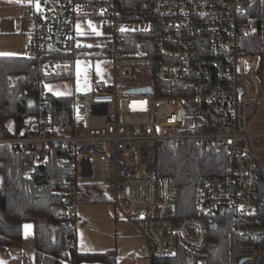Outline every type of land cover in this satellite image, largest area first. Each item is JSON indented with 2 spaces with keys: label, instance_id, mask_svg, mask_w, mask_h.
Returning a JSON list of instances; mask_svg holds the SVG:
<instances>
[{
  "label": "built area",
  "instance_id": "obj_1",
  "mask_svg": "<svg viewBox=\"0 0 264 264\" xmlns=\"http://www.w3.org/2000/svg\"><path fill=\"white\" fill-rule=\"evenodd\" d=\"M38 1L30 57L49 56V48H92L113 72L111 82L99 81L76 99L85 113L76 112L72 134L44 115L29 120L20 135L0 136V144L22 153L25 177L52 147H70L74 168L64 215L74 234L62 253L77 245L79 186L111 182L112 202L139 229L150 262L181 247L201 249L212 216L228 211L245 239L240 264H264V0L261 23L245 19L253 0H141L132 15L122 0ZM88 17L101 19L104 31L78 32L77 21ZM142 21L146 30L130 27ZM139 31H152L153 41H131ZM258 34L263 51L248 52L246 39ZM59 64L52 57L45 71L56 72ZM140 77L148 83L121 84ZM141 87L152 90L128 92ZM167 140H191L225 154L224 172L204 176L196 187L195 215L178 218V190L169 176H157L156 146Z\"/></svg>",
  "mask_w": 264,
  "mask_h": 264
},
{
  "label": "trees",
  "instance_id": "obj_2",
  "mask_svg": "<svg viewBox=\"0 0 264 264\" xmlns=\"http://www.w3.org/2000/svg\"><path fill=\"white\" fill-rule=\"evenodd\" d=\"M122 1L130 15L141 3V0ZM253 1L245 19L261 23L262 0ZM129 37L134 43H151L154 33L139 31ZM262 39L261 34L247 38L246 50L262 52ZM48 50L51 55L42 58L0 55V136L20 135L29 120L44 115L62 133L74 132L76 97L55 95L47 91V85L74 79L78 60H95L102 55L92 48L75 49L69 53ZM52 57L57 58L60 64L56 72L48 73L45 64ZM73 168L70 147L59 145L52 147L50 156L35 163L34 172L25 177L22 153L10 145L0 144V251L22 245L23 225L29 221L34 226L35 264H64L66 260L77 264H118V255L113 249L81 252L75 245L69 255L62 253L64 241L74 234L70 218L64 215L68 204L67 183L73 179ZM224 169L225 154L212 147L202 149L191 140L157 143V176H169L178 190V218L196 214L198 183L204 176L221 174ZM93 184L100 183L82 184L80 193H96ZM260 185L264 192L262 169ZM211 219L213 224L201 249L190 251L181 247L173 257L155 258L151 264H240L239 249L245 239L234 230L235 217L225 211Z\"/></svg>",
  "mask_w": 264,
  "mask_h": 264
},
{
  "label": "rangeland",
  "instance_id": "obj_3",
  "mask_svg": "<svg viewBox=\"0 0 264 264\" xmlns=\"http://www.w3.org/2000/svg\"><path fill=\"white\" fill-rule=\"evenodd\" d=\"M40 8L41 4L38 0H0V30L6 29L5 32L0 31V54L30 55V35L35 29L33 16ZM27 14L29 17H26ZM130 27L136 31L146 30L149 23L133 22ZM76 29L81 33L98 34L104 31L103 22L95 17L77 21ZM112 77V67L108 59H82L76 64L74 80L59 83L66 84L64 87L69 89L67 93L78 99L92 91L97 82L109 83ZM141 78L136 81L129 78L121 84L126 83L131 86L142 81L148 83L149 79ZM59 83H50L48 89L56 91L57 87L54 85ZM76 112L84 114L85 107L77 105ZM110 185L111 182L92 186L96 193L105 192L104 194L110 199L109 202H93L91 200L96 196L87 191L81 194L77 207L78 250L104 252L113 249L118 255V264H151L139 229L130 220L123 218L118 210L115 212Z\"/></svg>",
  "mask_w": 264,
  "mask_h": 264
},
{
  "label": "crops",
  "instance_id": "obj_4",
  "mask_svg": "<svg viewBox=\"0 0 264 264\" xmlns=\"http://www.w3.org/2000/svg\"><path fill=\"white\" fill-rule=\"evenodd\" d=\"M0 31L5 32L6 29H1ZM30 37H31V35H30ZM0 55L23 56V55H13V54H0ZM110 65H111V63H110ZM71 80H74V79H71ZM64 81H69V80H59V81L52 82L51 84H54L56 82L57 83L64 82ZM49 85L50 84L47 85V91L48 92H51V93L58 95V96L72 95L71 93H67L69 89H68V87H66V88L64 87L66 84L59 83L57 85H54L57 87L56 91H52V89L49 90L48 89ZM63 88L66 91H64ZM75 100H76V98H75ZM104 193L105 192H103V191H99L98 193H92L93 195L96 196V198H94V200H91V201L98 202V203L99 202H103V203L109 202L110 199L107 198V196ZM116 211H117V208L115 209V212ZM122 217L126 218L124 216H122ZM145 245H146V243H145ZM144 247H146V249H147V246H144ZM77 249H78V245H77ZM81 252H83V251H81ZM93 252H102V251H93ZM147 253H148V249H147ZM0 264H35L34 226H33L32 222L28 221V222H25L23 225V243L21 246H10V247L6 248L5 250L0 251Z\"/></svg>",
  "mask_w": 264,
  "mask_h": 264
},
{
  "label": "water",
  "instance_id": "obj_5",
  "mask_svg": "<svg viewBox=\"0 0 264 264\" xmlns=\"http://www.w3.org/2000/svg\"><path fill=\"white\" fill-rule=\"evenodd\" d=\"M151 87H141V88H133L129 89V93H141V92H151ZM175 214V213H174ZM243 262V259L240 260V263Z\"/></svg>",
  "mask_w": 264,
  "mask_h": 264
},
{
  "label": "snow or ice",
  "instance_id": "obj_6",
  "mask_svg": "<svg viewBox=\"0 0 264 264\" xmlns=\"http://www.w3.org/2000/svg\"><path fill=\"white\" fill-rule=\"evenodd\" d=\"M27 227V226H26Z\"/></svg>",
  "mask_w": 264,
  "mask_h": 264
}]
</instances>
